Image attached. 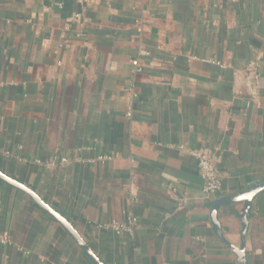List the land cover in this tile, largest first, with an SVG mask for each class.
I'll list each match as a JSON object with an SVG mask.
<instances>
[{"label": "crops", "instance_id": "crops-1", "mask_svg": "<svg viewBox=\"0 0 264 264\" xmlns=\"http://www.w3.org/2000/svg\"><path fill=\"white\" fill-rule=\"evenodd\" d=\"M0 171L104 264H238L242 203L217 209L228 243L210 211L264 181V0H0ZM0 235V264H91L2 179ZM245 250L264 264V189Z\"/></svg>", "mask_w": 264, "mask_h": 264}, {"label": "water", "instance_id": "water-1", "mask_svg": "<svg viewBox=\"0 0 264 264\" xmlns=\"http://www.w3.org/2000/svg\"><path fill=\"white\" fill-rule=\"evenodd\" d=\"M0 179L26 193L32 199L34 204H36L39 208L45 211L53 220L59 223L70 235V237L74 240V242L80 247V249L85 253L91 264H104L102 261H100L98 256L95 255L89 244L81 237V235L72 226V224L68 221V219L65 216L58 213L56 210H54L46 202H44L34 190L24 185L20 181L8 176L2 171H0ZM263 189H264V181H261L246 190L231 195H224L222 197H219L212 204L210 216L214 230L223 241L228 243L222 235L220 223L217 218V209L222 204H231V203H239V202L242 203V209L240 214L238 215L242 223V228L240 231V245L234 246L228 243V245L232 247V249L236 254L238 264H248L246 250H245V235L248 229L249 210L252 199L259 191Z\"/></svg>", "mask_w": 264, "mask_h": 264}, {"label": "built area", "instance_id": "built-area-1", "mask_svg": "<svg viewBox=\"0 0 264 264\" xmlns=\"http://www.w3.org/2000/svg\"><path fill=\"white\" fill-rule=\"evenodd\" d=\"M132 63L137 66L138 61L133 60ZM258 68V62L251 60L246 64V69L255 72ZM197 159V167L200 177L203 180L202 191L205 194L211 195L220 191L222 187V180L216 170L213 158L204 149H192L190 151ZM65 161V158L62 159ZM9 240L5 235H0V242L7 243Z\"/></svg>", "mask_w": 264, "mask_h": 264}]
</instances>
